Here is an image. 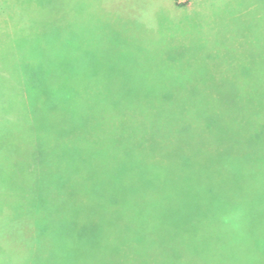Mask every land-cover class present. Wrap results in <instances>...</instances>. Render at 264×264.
I'll list each match as a JSON object with an SVG mask.
<instances>
[{"label": "rangeland", "instance_id": "rangeland-1", "mask_svg": "<svg viewBox=\"0 0 264 264\" xmlns=\"http://www.w3.org/2000/svg\"><path fill=\"white\" fill-rule=\"evenodd\" d=\"M9 42L24 64L28 105L46 118L48 142L77 127L175 126L217 100L264 129V0H0V88ZM257 142L264 147V138ZM70 160L59 190L51 187L53 164L64 161L41 168L38 204L49 238L39 252L57 247L65 259L77 252L86 264H116L117 245L128 250L130 242L118 237L116 198L103 207L99 184L114 188L107 166L99 171L93 157L90 169L81 156L74 176ZM1 184L0 217L12 183L0 175ZM55 222L71 226L60 230L61 247L52 240Z\"/></svg>", "mask_w": 264, "mask_h": 264}, {"label": "trees", "instance_id": "trees-1", "mask_svg": "<svg viewBox=\"0 0 264 264\" xmlns=\"http://www.w3.org/2000/svg\"><path fill=\"white\" fill-rule=\"evenodd\" d=\"M12 45L0 88V175L12 183L0 217V264H86L77 252L66 259L57 247L39 252V241L49 237L38 204L41 168L55 157L64 161L53 164L51 187L59 190L67 187L66 161L75 176L85 155L88 168L94 170L93 157L99 171L107 166L114 188L93 186L105 188L104 209L116 198L118 237L130 242L128 250L117 245L116 264H264V147L257 144L264 129L250 123L251 114L207 101L185 105L196 112L175 126L77 127L55 131L50 147L41 136L46 118L28 105L24 64ZM55 223L52 240L61 247L60 230L71 226ZM71 235L79 240L81 233Z\"/></svg>", "mask_w": 264, "mask_h": 264}]
</instances>
